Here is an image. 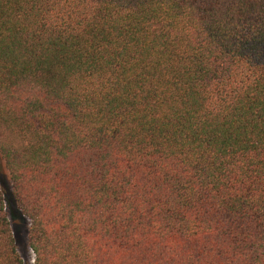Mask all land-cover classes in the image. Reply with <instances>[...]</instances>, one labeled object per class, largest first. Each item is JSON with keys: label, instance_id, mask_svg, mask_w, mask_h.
<instances>
[{"label": "trees", "instance_id": "1", "mask_svg": "<svg viewBox=\"0 0 264 264\" xmlns=\"http://www.w3.org/2000/svg\"><path fill=\"white\" fill-rule=\"evenodd\" d=\"M0 165V264H264V0H0Z\"/></svg>", "mask_w": 264, "mask_h": 264}, {"label": "rangeland", "instance_id": "2", "mask_svg": "<svg viewBox=\"0 0 264 264\" xmlns=\"http://www.w3.org/2000/svg\"><path fill=\"white\" fill-rule=\"evenodd\" d=\"M0 173L3 174V165H0ZM4 173V183L7 184V173L5 171ZM8 217L20 258L23 260L24 264H33L34 257L28 246L27 240L29 229L28 220L21 214L12 215L10 210H8Z\"/></svg>", "mask_w": 264, "mask_h": 264}]
</instances>
